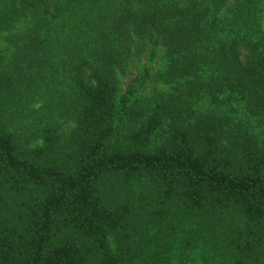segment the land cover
<instances>
[{
  "label": "trees",
  "instance_id": "trees-1",
  "mask_svg": "<svg viewBox=\"0 0 264 264\" xmlns=\"http://www.w3.org/2000/svg\"><path fill=\"white\" fill-rule=\"evenodd\" d=\"M147 47L168 91L120 97ZM263 128L264 0H0V264H128L142 214L113 179L264 264Z\"/></svg>",
  "mask_w": 264,
  "mask_h": 264
},
{
  "label": "rangeland",
  "instance_id": "rangeland-1",
  "mask_svg": "<svg viewBox=\"0 0 264 264\" xmlns=\"http://www.w3.org/2000/svg\"><path fill=\"white\" fill-rule=\"evenodd\" d=\"M165 65L162 48H145L128 63L127 74L121 78L119 96L128 90L136 99L148 98L156 91L167 92L168 86L156 79ZM145 71L148 75H145ZM261 132L264 134V128ZM120 133L123 142L124 132L120 130ZM108 182L112 202L130 200L140 209L138 213L142 214L141 232L134 237L128 264L147 261L158 264H233L222 250L218 224H210L200 217L186 214L184 212L189 211L179 205H162L160 199L157 200L158 195L154 196L143 180L124 182L113 179ZM224 220L234 221L228 216ZM110 244L114 253H125L126 245L120 237L112 238Z\"/></svg>",
  "mask_w": 264,
  "mask_h": 264
}]
</instances>
